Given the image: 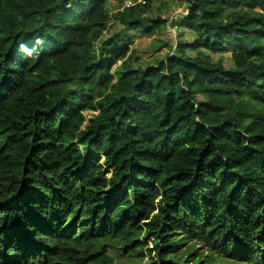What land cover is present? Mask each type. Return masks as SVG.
<instances>
[{"label": "trees", "instance_id": "16d2710c", "mask_svg": "<svg viewBox=\"0 0 264 264\" xmlns=\"http://www.w3.org/2000/svg\"><path fill=\"white\" fill-rule=\"evenodd\" d=\"M115 1L0 0V264H264V0Z\"/></svg>", "mask_w": 264, "mask_h": 264}, {"label": "rangeland", "instance_id": "374dc122", "mask_svg": "<svg viewBox=\"0 0 264 264\" xmlns=\"http://www.w3.org/2000/svg\"><path fill=\"white\" fill-rule=\"evenodd\" d=\"M153 13L160 14L162 18H167L173 22L175 27L172 28V25L168 23V28L166 32L154 33L151 35H135L133 37L134 42L131 45V50H135L140 57V64L144 65L146 62H155L157 59H164L165 56L170 53V47L177 45V32L185 30L182 25V18L177 16L181 14L186 15V6L187 4L183 0H153ZM132 0H127L126 4H131ZM109 9L111 11V28L110 31L105 34V37L108 36L113 31L121 29L119 22H117L116 16L114 14L122 8L119 7L117 1L110 0ZM158 12V13H157ZM187 38H192L189 32L186 35ZM157 38L161 39V45L169 44L165 46L164 44L160 45V42H157ZM218 56L216 55L215 58ZM120 64V63H118ZM139 64V63H138ZM91 112H85L86 122L91 118Z\"/></svg>", "mask_w": 264, "mask_h": 264}, {"label": "crops", "instance_id": "0c3cea01", "mask_svg": "<svg viewBox=\"0 0 264 264\" xmlns=\"http://www.w3.org/2000/svg\"><path fill=\"white\" fill-rule=\"evenodd\" d=\"M186 14H187V12H186ZM181 15H185V14H181V12H180L179 15H177V16H181ZM171 23H172V21L169 20V24H171ZM185 33H186L185 35H187L188 31L186 30Z\"/></svg>", "mask_w": 264, "mask_h": 264}]
</instances>
